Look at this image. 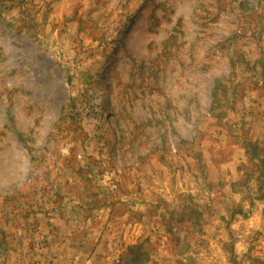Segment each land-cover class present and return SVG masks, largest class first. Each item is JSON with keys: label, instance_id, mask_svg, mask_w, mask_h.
Returning <instances> with one entry per match:
<instances>
[{"label": "rangeland", "instance_id": "1", "mask_svg": "<svg viewBox=\"0 0 264 264\" xmlns=\"http://www.w3.org/2000/svg\"><path fill=\"white\" fill-rule=\"evenodd\" d=\"M262 146L264 0H0V264H264Z\"/></svg>", "mask_w": 264, "mask_h": 264}, {"label": "trees", "instance_id": "2", "mask_svg": "<svg viewBox=\"0 0 264 264\" xmlns=\"http://www.w3.org/2000/svg\"><path fill=\"white\" fill-rule=\"evenodd\" d=\"M251 149H252V154L250 156L249 154V160H251L253 157H257L258 158V153L256 151V149H259V144H257V142H254L253 144H249ZM263 148H261V156H260V175L259 178H261L259 180V184L261 182H264V146H262ZM258 180V179H257ZM264 196V189H262V193L259 196V199L261 197ZM189 211L193 214H199V210L196 209L195 207L192 208L191 210L189 209ZM188 220L190 219L189 217L187 218ZM149 251L143 247L142 244H132V245H128L127 247H125V249L122 251V253L119 255V258L117 259L116 262H114L113 264H147L149 262Z\"/></svg>", "mask_w": 264, "mask_h": 264}, {"label": "crops", "instance_id": "3", "mask_svg": "<svg viewBox=\"0 0 264 264\" xmlns=\"http://www.w3.org/2000/svg\"><path fill=\"white\" fill-rule=\"evenodd\" d=\"M82 254V253H81ZM58 258H62L65 259V255L64 253H59L58 254ZM85 259H87V262H85V264H95L100 262V260H98V258L95 256V254H90L89 256H87ZM113 264V263H112Z\"/></svg>", "mask_w": 264, "mask_h": 264}]
</instances>
